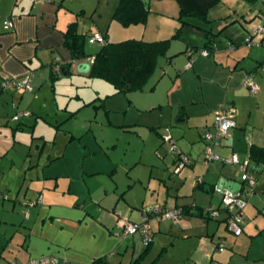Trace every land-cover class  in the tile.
Wrapping results in <instances>:
<instances>
[{
    "label": "rangeland",
    "instance_id": "obj_1",
    "mask_svg": "<svg viewBox=\"0 0 264 264\" xmlns=\"http://www.w3.org/2000/svg\"><path fill=\"white\" fill-rule=\"evenodd\" d=\"M155 2L173 9V19L155 18L161 23H174L176 27L167 29L161 36L169 39L180 27L178 4L174 0H148V10ZM118 3L119 0L54 1V5H60L59 23L68 26L75 22L77 32L87 37L107 31ZM207 19L208 22L192 19L198 28H181L179 38L171 40L166 57L158 58L156 69L142 92L115 94L110 84L77 70L66 75L60 68L50 66L49 53L43 57V67L33 65L31 74L28 73L32 92L9 89L1 92L0 193L5 200L0 199V222L12 218L23 220L22 211L30 202L23 198L25 191L34 198L38 191L61 194L70 187L82 196L86 193L84 186L90 191L87 202L90 210L97 209L100 202L109 212L116 205L115 220L130 224L139 222L141 213L146 210L154 211L157 207L173 210L176 200L179 205L202 206L203 211L217 209L216 196L194 190L197 180L215 182L226 171L241 182L242 174L238 167L204 160V137L215 132V114L222 107L233 109L235 126L229 129L226 139L233 138L234 146L226 147V140L222 139L224 151L218 148L215 152L222 160L235 155L241 159L240 163L246 162L248 140L264 146V67L250 74L260 57L263 58V52L259 46L245 44L252 29L264 22V0H220L208 10ZM203 30L215 35V54L207 58L200 55L205 43ZM87 37L85 52L94 54L100 46L89 44ZM258 40L253 37V45ZM190 48L195 51L191 56L193 62L204 59V67L209 66V60L214 64L199 76L192 71L193 79H186L182 76ZM215 62L221 65L216 66ZM180 80L183 88L177 83ZM249 80L259 88L256 95L246 88ZM182 101L185 104L180 103ZM217 102L221 103L214 110ZM179 103L186 105L187 115L178 112ZM23 113H28L29 118L12 121L13 116ZM71 137L74 141L69 143ZM186 153L191 154V164L177 169V165L172 164L173 156L181 154L187 158ZM254 174L258 176V186L255 185L253 194L246 199L241 235L235 237L224 229L223 223L216 231L213 219L208 224H200L197 218H185L187 216H182L175 224L163 220L162 227H169L171 232L153 236L141 264H247L244 258L250 247L247 234L257 221L259 224L264 221V168L261 174ZM65 175L67 179L63 178ZM39 177L46 181H37ZM55 183L59 186L56 192ZM105 194L108 197H104ZM220 208L224 207L220 205ZM150 216L149 225L153 228L157 219ZM223 216H219V220ZM189 223L197 233H201L200 228H208L209 234L215 236V244L218 237H226L221 243L224 253L215 250L210 261L194 238L177 239L176 227ZM114 224V231L120 234L118 224ZM17 238L15 236L13 241ZM164 246L167 250H163ZM3 248L4 258H13L20 252L13 243H6ZM144 248L139 234L123 237L121 249L107 258V264H129ZM250 249L248 259L257 258L258 247L254 244ZM257 262L264 264V261Z\"/></svg>",
    "mask_w": 264,
    "mask_h": 264
},
{
    "label": "crops",
    "instance_id": "obj_2",
    "mask_svg": "<svg viewBox=\"0 0 264 264\" xmlns=\"http://www.w3.org/2000/svg\"><path fill=\"white\" fill-rule=\"evenodd\" d=\"M54 1L55 0H0V85L5 79H24L26 75L31 74V67L33 65L43 67L45 63L43 61V57L46 58V53H49L51 56L50 66H53V69L60 68L64 72V70L62 69L63 63H69L70 61H72L69 50L64 46V33L67 27L72 22H70L68 26H64V24L59 23L57 14L58 6L60 5H54ZM149 11L150 14L148 16V20L144 26L135 25L128 28H123L117 22L110 20L109 26L107 27L108 38L112 42H121L128 39H141L147 42L164 40L165 38L161 37L163 33L166 32L167 29H170L171 27L175 28L176 26L173 25L174 23H172L171 21L161 23L160 21H156L155 18L161 16V18H165V20H171L174 18L173 9L167 7L164 3L155 2L153 4V7H151ZM9 20L12 22L13 28L7 30L4 27L5 23ZM258 48H260L259 50L263 52V58L260 57V62H258V65L254 67L253 71L250 72L251 75L258 70L259 65L264 60V49L260 46ZM214 52L211 55H214ZM187 60L188 62L184 65L185 74L184 76H182V78L184 77L186 79H193L191 75L192 71L194 72L193 74H196L197 72L199 76L202 75V71L205 68L209 69L214 64L212 60H209L207 63L209 64V66L204 67L203 62L206 63L204 59L193 62L191 59H189V57H187ZM81 63L91 64V59L76 63L73 62L72 66L70 67V72H72V70H77L79 64ZM188 63H191V66L189 68H186V65ZM215 64L216 66L221 65L216 62ZM50 75L51 77L53 76L52 73H50ZM180 76L181 74L179 75V77ZM182 82V80L177 82L179 83L181 88H183ZM152 89L153 88L150 89L151 92L153 91ZM29 92H32V88ZM216 92H218V90H216ZM252 94L256 95L254 93ZM219 101L220 99L218 100V102ZM218 102L213 106L215 107L214 110H216V107H218L221 103L220 102L218 104ZM180 103L185 104V101H182ZM180 103L178 104V112L182 113V115H187V110L184 107L186 105H180ZM230 105L234 107V103L231 102ZM157 135L159 134L157 133ZM73 139L74 137H71L69 143H72L74 141ZM225 140L226 147L232 148L234 146L233 138L230 137L229 139ZM256 143L257 142L254 143L253 141L250 142L248 140L245 158L249 163L247 172H249L253 176L255 185L258 186V184L256 183L258 176L256 177L254 173L257 172L261 174L264 166L252 170V164L248 161L247 154L249 145L264 147L261 146V144ZM218 148L224 151L222 144H220V146L216 148L215 152ZM186 155L188 156L187 158L191 157L190 153H186ZM176 159L179 160V157L177 156L174 158L173 156L172 164L176 162ZM221 164L226 165L222 162ZM191 167H193V165ZM80 176L82 177V182H84L83 176ZM63 178L67 179L68 177L65 175ZM43 179H45L46 181V178ZM43 179L39 177L37 181H41ZM221 179H224L226 182L240 183L239 181L233 179V177L225 171L223 175H219L215 182L208 183L203 178L198 179L194 190H200L208 193L211 196H216V188L219 186V182ZM43 184L48 183L43 182ZM58 189L59 186L55 183L53 187L54 192H56V190ZM88 189H86V187L84 186V191H86V193L82 196L74 193L70 187H68L67 190L64 189V192L62 191L61 194H50L47 191H38L37 195L34 198L29 197L27 195L28 191H25V193L23 194V198L28 199L30 202L26 205V210L22 211L23 215L21 216L23 217V220L19 222L18 218H16V220L12 218V220L0 222V226H5L3 230L0 229V246H2L0 250V264H10L13 261H17L23 264L30 260L40 259L44 257L56 258L59 261L58 264H92L97 259L109 258L113 254H117L121 249L123 237L120 236L119 232L116 233L114 231V223L116 222L117 226V223L119 222L118 219L117 221L115 220L114 216L116 205L110 211L111 213L101 206V202L100 204H98L97 209L90 210V208L87 207L89 198L88 196L90 192ZM104 197H108V195L105 194ZM104 197L102 199H104ZM121 197L122 196H120L119 198L121 199ZM217 198L219 199V206L214 211L218 212V219H213L217 224L216 231H218L217 229L221 223L224 224V229L227 230L226 223L224 221L226 219V214L222 210H220L221 200L219 197ZM18 203L20 205L19 201ZM173 207L174 209L180 210L182 208H186V212L184 214H181V218L182 216H187L185 218L194 217L199 220L200 224H208L209 220L206 221L203 218L199 217L196 212H192L191 205H179L176 200ZM193 207L202 210L204 209L202 206H199L197 204ZM12 208L13 210L15 209L14 205H12ZM163 210H165V208H163ZM103 212H105V215ZM149 212H151V210H149ZM143 213L144 212L141 213V216ZM154 214L155 213H153L149 218L157 219V215ZM222 215H224V218L222 220H219V216ZM163 220L166 219H157V225H154V227L152 228L151 225H149L148 219L150 231L151 229L153 231V233L151 231L152 239L153 236L155 237L156 233L163 232L164 234H169L171 232V229L169 227H162V223L160 222H162ZM166 221L168 222L169 220ZM176 228L177 231H174V233H176L177 239L184 241L188 240L189 238H194L197 242H199V248L201 247L200 249H204L206 251V257L210 261H212L213 259V253L215 252V250H217L216 244H221L223 243V240H226V237H218V243L215 244V236L209 234L208 228H200L199 230L201 231V233H197L196 228L194 229V227L190 223L186 226H184V224L180 226L178 225ZM12 230L15 231L12 232ZM189 233H192L193 237H191V234ZM15 236H17L18 238L17 240H14V242L13 239ZM247 237L250 241V247L247 254L244 255L245 262L247 264H258L257 261H264V221H262V223L260 224L259 221H257L254 228L250 232H248ZM140 238L142 239V236H140ZM6 243L7 245H11V243H13L15 247H18L20 250L18 255L16 254L13 258H11V256H8V258H4L3 255L5 249L3 247H5ZM152 243L153 242H151V244ZM254 244L260 251L259 256L254 259H248L249 251L251 250L250 248ZM144 250L145 248L142 250V252ZM163 250H167V247L164 246ZM230 250H233V247L230 248ZM220 253L223 254L224 251H221Z\"/></svg>",
    "mask_w": 264,
    "mask_h": 264
},
{
    "label": "trees",
    "instance_id": "obj_3",
    "mask_svg": "<svg viewBox=\"0 0 264 264\" xmlns=\"http://www.w3.org/2000/svg\"><path fill=\"white\" fill-rule=\"evenodd\" d=\"M174 1L179 7L178 22L180 27L169 39L152 42H147L141 39H128L121 42H112L108 38L107 31H105L104 33H99L103 38V44L99 45V50L94 54H87L85 52L87 35L78 34L76 30V23L72 22L64 33V46L69 50L72 61L69 63H63L62 69L66 75H68L73 62L76 63L91 59L90 71L87 74L90 78L99 79L110 84L113 87L115 94H128L135 91L142 92L147 81L156 69L158 58L166 57L171 40L179 38L181 28L184 26L196 27V25L192 23V19L208 22V10L220 0ZM247 1L253 2L255 0ZM149 14L150 11L145 9L141 0H119L111 20L120 24L123 28L135 25L144 26L148 20ZM196 28H198V26ZM203 33L205 43L203 47L204 49L200 52V55H202V52H207L206 57H208L215 50V35L212 34L210 30H203ZM88 37L90 38V36ZM187 52L189 59H191V56L195 52L194 49L190 48ZM168 61L170 62V59ZM263 65L264 60L259 65V68ZM51 79H55V77L52 76ZM2 91L3 90L0 88V93ZM247 154L248 161L252 164V170L264 166V147L249 145ZM178 162L179 160L176 159V162L174 163L177 165ZM241 183L242 187H244V182L241 181ZM191 208L192 212H196L199 217L206 221L214 219L210 215V211L214 210L209 209L203 211L202 209H198L193 206ZM160 209L163 210V208ZM181 210V214L186 212V208H182ZM220 210L222 209L220 208ZM153 213L152 211L148 212L149 216ZM224 221L226 223V219ZM151 242L152 239L150 242L145 244V250L138 256V258L134 259L129 264H141L142 258L147 254ZM220 247H223L222 244H216L217 250ZM92 264H107V258L97 259Z\"/></svg>",
    "mask_w": 264,
    "mask_h": 264
},
{
    "label": "built area",
    "instance_id": "obj_4",
    "mask_svg": "<svg viewBox=\"0 0 264 264\" xmlns=\"http://www.w3.org/2000/svg\"><path fill=\"white\" fill-rule=\"evenodd\" d=\"M52 1V0H48ZM5 29L10 30L13 28L12 22L9 20L5 23ZM258 37L259 40L257 43H252L253 37ZM90 44H103V38L99 33H96L93 36H90L89 41ZM246 44H250L252 46H260L264 49V22L255 26L252 29V35L245 40ZM203 56H207V52H202ZM191 66L190 63L186 65V68ZM264 67V65L262 66ZM2 90H13V91H31L30 87V75H26L24 79L16 80V79H5L1 83ZM246 88L251 92L256 94L258 92V87L254 85L250 80L246 83ZM28 113H23L22 115H16L12 117L13 122H18L21 118L29 117ZM235 126V122L233 120V109L222 107L216 114L214 120V130L213 134L205 135V162H222L228 166L238 167L239 172L242 174V181L244 182V187H242L241 191L237 193H231L228 191H223L221 194V206L222 210L226 214V227L227 229L235 236H239L242 233L241 227V212L246 206L247 197L253 194V189L255 185V181L253 176L247 172L248 162L240 163L237 156L233 155L229 159L222 160L219 155L215 153V149L220 146L222 139H226L228 137L229 129H232ZM190 164L189 158L184 156H179V162L177 164V169H182L184 165ZM245 197V198H244ZM0 199H4L2 194L0 193ZM35 204V203H33ZM212 210V209H211ZM148 211L144 212L138 223H127L126 221L118 222V228L121 230L120 234L123 237L132 236L135 234H140L142 236L143 242L146 244L150 242L152 239V233L150 231L148 225ZM157 214V219L160 220L162 218L169 220L173 223H177L181 218V211L179 209H173L170 211L161 210L159 207L154 211ZM211 217L217 219L218 212L210 211ZM223 247H220L218 251H222ZM59 261L53 257H44L40 259L30 260L23 264H58ZM10 264H22L17 261H13Z\"/></svg>",
    "mask_w": 264,
    "mask_h": 264
},
{
    "label": "water",
    "instance_id": "obj_5",
    "mask_svg": "<svg viewBox=\"0 0 264 264\" xmlns=\"http://www.w3.org/2000/svg\"><path fill=\"white\" fill-rule=\"evenodd\" d=\"M145 9H148V0H141ZM90 64L87 63H81L79 64L77 68V72L80 74H88L90 71ZM66 74V73H65ZM242 189V183H234V182H226L224 179H221L219 182V186L216 188V196L221 198V194L223 191H228L231 193H237L238 191H241Z\"/></svg>",
    "mask_w": 264,
    "mask_h": 264
}]
</instances>
